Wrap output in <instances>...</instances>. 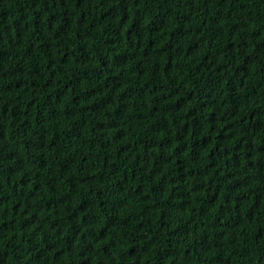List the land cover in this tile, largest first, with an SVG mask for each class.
Masks as SVG:
<instances>
[{"label":"trees","instance_id":"1","mask_svg":"<svg viewBox=\"0 0 264 264\" xmlns=\"http://www.w3.org/2000/svg\"><path fill=\"white\" fill-rule=\"evenodd\" d=\"M0 264H264V0H0Z\"/></svg>","mask_w":264,"mask_h":264}]
</instances>
